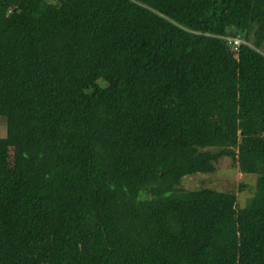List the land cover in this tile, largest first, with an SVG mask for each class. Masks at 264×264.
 Instances as JSON below:
<instances>
[{
	"label": "trees",
	"instance_id": "1",
	"mask_svg": "<svg viewBox=\"0 0 264 264\" xmlns=\"http://www.w3.org/2000/svg\"><path fill=\"white\" fill-rule=\"evenodd\" d=\"M0 121V264H264V0H0Z\"/></svg>",
	"mask_w": 264,
	"mask_h": 264
},
{
	"label": "rangeland",
	"instance_id": "2",
	"mask_svg": "<svg viewBox=\"0 0 264 264\" xmlns=\"http://www.w3.org/2000/svg\"><path fill=\"white\" fill-rule=\"evenodd\" d=\"M0 137H4V128L0 129ZM255 183V176L242 175L230 159H222L217 165L215 174L186 177L182 188L191 191L209 188L221 192H232L237 197L238 206L243 208L253 196Z\"/></svg>",
	"mask_w": 264,
	"mask_h": 264
},
{
	"label": "built area",
	"instance_id": "3",
	"mask_svg": "<svg viewBox=\"0 0 264 264\" xmlns=\"http://www.w3.org/2000/svg\"><path fill=\"white\" fill-rule=\"evenodd\" d=\"M232 42H233L235 48L241 43V42L238 41V40H233ZM235 48H234V49H235ZM235 50H236V49H235Z\"/></svg>",
	"mask_w": 264,
	"mask_h": 264
}]
</instances>
